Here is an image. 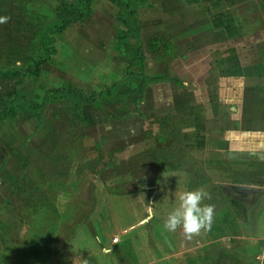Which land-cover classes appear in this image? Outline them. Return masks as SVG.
I'll return each mask as SVG.
<instances>
[{"label":"rangeland","instance_id":"rangeland-1","mask_svg":"<svg viewBox=\"0 0 264 264\" xmlns=\"http://www.w3.org/2000/svg\"><path fill=\"white\" fill-rule=\"evenodd\" d=\"M142 1L136 14L139 37L127 43L143 59L132 65L120 45L125 26L113 0H92V14L63 31L57 30L59 14L76 0H0V17L8 18L0 23V100L21 97L41 105L49 90L75 89L89 97L112 88L110 96L81 109L60 99L42 111L13 106L5 112L0 123V264L84 260L89 205L104 194L137 192L149 183L152 170L166 169V155L175 149L170 139H178L184 123L166 111L169 77L182 72L189 88L200 71L226 56L264 54V46L256 44L264 40V0ZM197 38L201 46L191 47ZM31 60L41 63L38 74L32 73ZM196 60L201 69L188 74ZM27 176L41 183L32 195L43 205L41 223L34 225L21 216L28 217L31 197L16 193ZM217 195L212 193L211 205L214 214L222 212L217 229L223 233L236 230V224L227 223L228 204L235 203L236 217L264 213V197L232 202L225 190L216 201ZM213 247L208 252L213 264L223 257L231 260L227 264H264L258 255H246L241 243L228 250Z\"/></svg>","mask_w":264,"mask_h":264},{"label":"crops","instance_id":"crops-1","mask_svg":"<svg viewBox=\"0 0 264 264\" xmlns=\"http://www.w3.org/2000/svg\"><path fill=\"white\" fill-rule=\"evenodd\" d=\"M200 41L197 38L190 46L199 47ZM256 44L262 47L264 40ZM182 61L187 59L180 58ZM200 62L190 63L188 74L191 68L201 69ZM201 73L188 89L182 72L169 73L172 82L166 85V111L184 123H180L178 139H170L175 149L166 155V169L152 170L149 183L137 192L104 194L89 205L88 250L84 260L76 259L73 264H213V255L208 253L213 246L228 250L236 242L246 255H258L263 262L261 211L236 217L235 203L228 204L227 223L236 224V230L219 231L217 225L224 219L217 212L210 230L191 240L180 229L169 232L163 226L177 206V194L184 191L204 188L211 200L205 199L203 204L210 205H214L212 193L218 194L217 201L223 190L232 202L264 197V54L226 56ZM115 237L118 243L113 242ZM226 259L215 264L231 261ZM50 264L58 263L52 259Z\"/></svg>","mask_w":264,"mask_h":264},{"label":"trees","instance_id":"trees-1","mask_svg":"<svg viewBox=\"0 0 264 264\" xmlns=\"http://www.w3.org/2000/svg\"><path fill=\"white\" fill-rule=\"evenodd\" d=\"M113 3L119 9L118 19L125 26V32L120 40V45L124 49V54L128 57L131 64L134 65L142 58V53L134 48H131L127 41L130 39H137L139 37L138 22L136 19L137 10L143 5L142 0H113ZM63 10V11H62ZM59 14L61 25L57 28L58 31H63L74 22L83 21L92 14V0H76L75 4H70L62 9ZM140 53V54H139ZM143 59V58H142ZM41 63L30 61V68L33 74H38ZM145 81L150 79L145 78ZM112 88H106L101 93H94L87 97L83 92L75 89H61V90H49L45 94L44 101L41 105H29L24 98L15 97L12 101L0 100V123L4 121V114L9 108L13 106H20L28 108L29 110L42 111L46 104L54 100H64L68 104H75L77 109H81L85 105H90L97 102L103 95L110 96ZM57 97V98H56ZM32 176H27L23 183H19L16 186V193L24 199H29L33 203L26 205L25 216L22 213V217L31 225L41 223V218L38 217V213L42 210L43 205L35 203V195L32 196L35 191H40V184L36 182ZM23 184H27V187H22ZM34 192V193H33ZM35 218L38 222L31 220ZM31 220V221H30ZM31 222V223H30ZM45 261L40 259V262Z\"/></svg>","mask_w":264,"mask_h":264},{"label":"clouds","instance_id":"clouds-1","mask_svg":"<svg viewBox=\"0 0 264 264\" xmlns=\"http://www.w3.org/2000/svg\"><path fill=\"white\" fill-rule=\"evenodd\" d=\"M7 17H0V23H6ZM177 206L168 214L164 228L169 232L180 229L184 237L191 240L202 231L210 230L215 209L213 205L203 204L210 199L204 188L184 191L177 194Z\"/></svg>","mask_w":264,"mask_h":264},{"label":"built area","instance_id":"built-area-1","mask_svg":"<svg viewBox=\"0 0 264 264\" xmlns=\"http://www.w3.org/2000/svg\"><path fill=\"white\" fill-rule=\"evenodd\" d=\"M113 242H114V243H118V242H119V238H118V237H115V238L113 239ZM263 256H264V246H263Z\"/></svg>","mask_w":264,"mask_h":264},{"label":"water","instance_id":"water-1","mask_svg":"<svg viewBox=\"0 0 264 264\" xmlns=\"http://www.w3.org/2000/svg\"><path fill=\"white\" fill-rule=\"evenodd\" d=\"M242 189H240V190H242V191H252V189H247V188H245V187H241Z\"/></svg>","mask_w":264,"mask_h":264}]
</instances>
